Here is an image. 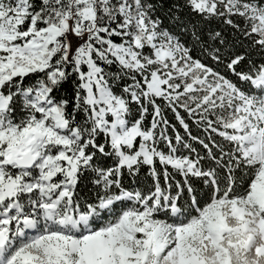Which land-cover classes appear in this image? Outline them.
Masks as SVG:
<instances>
[{
  "label": "snow or ice",
  "instance_id": "1",
  "mask_svg": "<svg viewBox=\"0 0 264 264\" xmlns=\"http://www.w3.org/2000/svg\"><path fill=\"white\" fill-rule=\"evenodd\" d=\"M0 264H264V0H0Z\"/></svg>",
  "mask_w": 264,
  "mask_h": 264
}]
</instances>
